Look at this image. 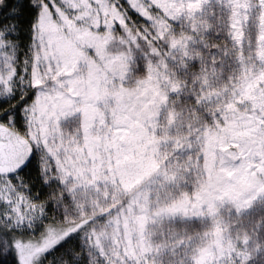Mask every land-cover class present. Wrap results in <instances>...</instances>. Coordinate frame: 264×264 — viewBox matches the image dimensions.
<instances>
[{
    "label": "snow or ice",
    "instance_id": "obj_1",
    "mask_svg": "<svg viewBox=\"0 0 264 264\" xmlns=\"http://www.w3.org/2000/svg\"><path fill=\"white\" fill-rule=\"evenodd\" d=\"M0 264H264V0H0Z\"/></svg>",
    "mask_w": 264,
    "mask_h": 264
}]
</instances>
